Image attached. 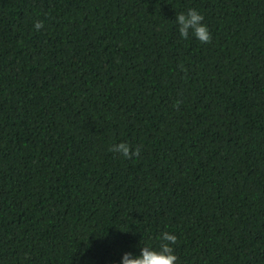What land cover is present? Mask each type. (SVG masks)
<instances>
[{"label":"trees","instance_id":"obj_1","mask_svg":"<svg viewBox=\"0 0 264 264\" xmlns=\"http://www.w3.org/2000/svg\"><path fill=\"white\" fill-rule=\"evenodd\" d=\"M163 231L177 264H264V0H0V264H123Z\"/></svg>","mask_w":264,"mask_h":264},{"label":"clouds","instance_id":"obj_2","mask_svg":"<svg viewBox=\"0 0 264 264\" xmlns=\"http://www.w3.org/2000/svg\"><path fill=\"white\" fill-rule=\"evenodd\" d=\"M204 16L194 8H189L187 12H181L176 15L175 24L181 38L187 39L191 33L201 43H210L211 34L209 28L203 23ZM43 27L42 21H36L34 28L38 31ZM109 151L119 153L126 159L139 157L141 146H133L126 142L113 144ZM158 247L149 245L141 246V252L138 256L132 253H126L123 256V264H177L178 257L174 254L173 245L177 243V237L168 232L163 231L159 236Z\"/></svg>","mask_w":264,"mask_h":264}]
</instances>
